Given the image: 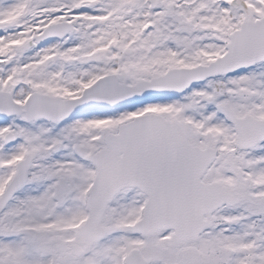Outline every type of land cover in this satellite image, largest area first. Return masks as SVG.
Listing matches in <instances>:
<instances>
[{
  "label": "snow or ice",
  "instance_id": "6c2138e0",
  "mask_svg": "<svg viewBox=\"0 0 264 264\" xmlns=\"http://www.w3.org/2000/svg\"><path fill=\"white\" fill-rule=\"evenodd\" d=\"M0 264H264V0H0Z\"/></svg>",
  "mask_w": 264,
  "mask_h": 264
}]
</instances>
